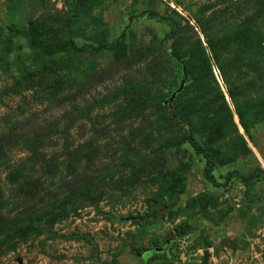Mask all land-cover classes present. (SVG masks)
Returning <instances> with one entry per match:
<instances>
[{"label":"rangeland","instance_id":"1","mask_svg":"<svg viewBox=\"0 0 264 264\" xmlns=\"http://www.w3.org/2000/svg\"><path fill=\"white\" fill-rule=\"evenodd\" d=\"M171 10L184 25L182 39L172 36L163 45L171 27L150 12L164 16ZM258 13L264 15V0H0V144L10 163H21L29 155V139L48 136L47 127L59 121L48 155L64 159V136L74 149L92 142L93 168L103 169L83 178L92 183L91 196L64 200L68 189L61 187L66 174L62 167L54 187L57 215L50 219L49 212H41L26 240L13 230L3 235L0 264H204L206 250L208 264H264V114L249 115L251 105L264 107V18ZM256 15L262 44L252 32ZM31 23L65 26L61 41L104 49L86 48L68 61L56 59L57 72L51 68L46 81L37 73L27 77L17 66L3 70L5 59L21 58L27 65L33 59L27 56H36L26 37L12 30L29 29ZM119 40L121 56L112 47ZM196 41L211 62L235 124L227 122L226 134L218 127L219 118L214 119L216 113L210 121L201 101L195 103V86L208 82L207 74L198 62L185 66L182 56ZM234 45L261 68L233 76L227 84L214 52L224 61ZM174 46L182 56L170 51ZM125 54L131 64L122 60ZM67 76L61 93L70 92L71 100L44 98ZM248 80L253 85L232 98L229 87L240 89ZM211 97L219 94L211 92ZM164 113L176 118L173 128L163 124ZM65 118L71 122L66 134ZM188 135L214 153L213 175L220 185L205 176L207 160L183 141ZM129 143L131 149L125 150ZM9 170L3 158L0 187L5 201L14 193ZM254 170L260 175L247 191L234 172ZM11 208L7 202L0 215ZM138 217L150 222L139 224ZM184 223H194L195 229L176 237L175 227ZM157 247L163 250L155 253Z\"/></svg>","mask_w":264,"mask_h":264},{"label":"trees","instance_id":"2","mask_svg":"<svg viewBox=\"0 0 264 264\" xmlns=\"http://www.w3.org/2000/svg\"><path fill=\"white\" fill-rule=\"evenodd\" d=\"M150 14L159 19L166 20L168 22V25L171 27L170 34L167 35L162 41L163 45L172 36H179L182 39L184 25L178 19L180 15L177 14V12L171 10V13L169 15L164 16L155 11H151ZM259 15L263 16L262 18H264L263 14ZM257 18L258 15L254 16L253 21L251 22L253 24V26L251 25L252 32L258 39V43L262 44L263 40L260 39V36L263 35V33L261 32V27L256 24ZM205 24L206 21H203L201 23V28L206 31L207 27L205 26ZM189 27H191V25H189ZM65 29V26L49 27L46 25H38L36 23H31L29 29H12L15 33H21L26 37L29 46L35 52L36 56L34 57L28 55L27 59H33L27 65L24 64V60H22L21 58H17L14 61L5 59L1 64V67L3 68V70H8L10 66H17V69H22V72L27 77L30 74L31 77H34V75H36L37 73L38 75H41V78L43 77V80L46 81V78L44 76L49 72V70H51V68L53 70V73L57 72L53 68L56 59L68 61L69 59H71V55L77 54L86 48H90L94 51H100L104 49V47L101 46H93L90 44L77 46L72 41H61L59 38L63 30ZM122 45L123 40H119L112 46L114 49L119 51L117 53L119 56L122 55ZM181 46L182 45L179 44V48ZM239 46L240 45H234V47L228 52V54H231L228 55V57H226L224 61L219 54L216 57V53L214 52L215 58L217 59L215 61L217 62L223 78L227 84H230L231 78L233 76L240 78L242 76L250 75L252 74V72H256L255 70L261 68L260 63L250 60V58L246 57L244 55V50ZM179 48L178 46H174L170 48V51L173 54H179ZM179 55L182 56L181 54ZM182 57H186L183 62L185 66L188 67L198 62L199 68L201 70H204V72L207 74L208 82H198V84L195 86V89L198 90V95H196L195 103L199 104V101H201V104L199 105H201V108L203 109V111L207 112V114L210 113V115L207 116L210 121L213 119L212 114L215 112L216 115L214 119H216L217 117L219 118L218 127L220 128L221 133H228L227 122L234 127L235 124L232 120L231 115H228L230 109L225 102L222 91L219 89L221 86L218 84L213 75L211 62L208 61L207 54L202 49V47L199 46V42L196 41L191 46L189 53L187 55L185 53V55ZM123 58L124 59L122 60L124 62L128 64L132 63L133 59L130 58L129 55L125 54ZM211 79L213 80L211 81ZM213 81L217 82L216 84L218 87L216 85H213ZM251 81L248 80L244 85L239 86L240 89L229 87L230 96L232 98H235L237 96L236 91H246L253 85V83H250ZM61 82L62 84L58 85L56 88L52 86L51 88L55 91H53L52 94L50 90L47 91L44 98H47L48 100H51L52 98L53 102L59 101L60 103L68 102V100H71L72 95L70 94V92L66 91L64 92L65 94L61 93V90L66 89V87L68 86V76L64 80H61ZM211 92H217L219 94V97H211ZM258 105L261 104H255L251 106L249 105L250 107L253 106L252 110L249 111V115H251L252 118H258L259 115L264 114V107ZM254 106L258 107L254 108ZM159 109L161 110L160 106ZM241 109V107H238V112L241 117V121L246 128V120L243 115L244 111H242ZM222 117H224V119H222ZM68 119H66L68 122L67 128L65 125L66 130L63 131L65 134L68 132L71 125V122ZM163 119V124L165 126L168 124L171 128H173L176 125V118L170 113H164ZM60 124L61 123L57 121L56 124L47 127L46 135L48 136L44 135L42 137L29 139V141L27 142V144L30 145L29 155L16 166L10 163L11 156H8L7 152L3 150L2 144H0V163L3 158H5V160H7L8 162V169L10 170L7 174V178L9 180V183L12 185L14 192L13 197L5 201L3 199L4 191L0 187V207L2 208V206L7 205V202L9 204H12V208L10 211H8V215H0V238L3 235L7 234L9 230H13L16 234V237H18L21 241L26 240L31 236V234L35 232L34 230L36 225L34 222L43 217L40 214L41 212L47 211L50 213V217L47 218H55L57 214L53 213V210L55 208V203L58 202L59 199H53L55 197H59V194L54 187L56 178L59 172H61L59 170L62 167L65 169L66 174L60 179L62 184L61 187L68 189V195L65 196L64 200H71L76 195L81 200L87 199L89 196H91L92 187L90 185L92 183L83 181V178H86V176L93 173L101 174V172L103 171V169L93 168V165L96 164V162H94L96 160V153H94L93 150H88L92 142L82 143V145H79L78 148L74 149L72 148L71 142L68 140V137L64 136L62 137L64 142L62 147V152H64V159L59 161L57 154L48 155V153L46 152V148L50 146L54 141L51 137L54 134H57L59 130L58 125ZM133 137L138 138V135H135ZM183 141L190 143L198 153H201L205 156L207 160V165L205 167V176L213 184L220 185V183L213 175V171L217 167V161L212 150L204 149L201 142L193 135L186 136ZM131 145L132 143L126 144L125 150H130ZM234 173L241 179V181L244 182L247 187V191L251 189L255 177L260 175L257 170L251 171L249 173H242L240 171H236ZM234 173L229 174L227 176V179L230 180L232 176H234ZM69 177L70 179L68 180ZM51 200H53L54 203L51 204ZM136 220L139 224H147L150 222L149 220L147 221L142 217H138L136 218ZM194 229V223H184L175 227L174 234L176 237H182L188 233H191ZM14 246L15 244H13L11 248H13ZM155 253H157L156 249ZM150 254L151 252L147 253L146 255L149 256Z\"/></svg>","mask_w":264,"mask_h":264},{"label":"water","instance_id":"3","mask_svg":"<svg viewBox=\"0 0 264 264\" xmlns=\"http://www.w3.org/2000/svg\"><path fill=\"white\" fill-rule=\"evenodd\" d=\"M185 72V71H184ZM185 76H187V73L185 72V74H184ZM184 83H185V81H183L182 82V84H181V86H180V88L178 89V91H180V90H182L183 88H184ZM173 96H175V93H174V95ZM161 213V212H160ZM163 250V248H156V251L157 252H160V251H162ZM143 256V255H142ZM208 257H209V251H205V257H204V264H208Z\"/></svg>","mask_w":264,"mask_h":264},{"label":"flooded vegetation","instance_id":"4","mask_svg":"<svg viewBox=\"0 0 264 264\" xmlns=\"http://www.w3.org/2000/svg\"><path fill=\"white\" fill-rule=\"evenodd\" d=\"M142 255H144V254H142Z\"/></svg>","mask_w":264,"mask_h":264}]
</instances>
